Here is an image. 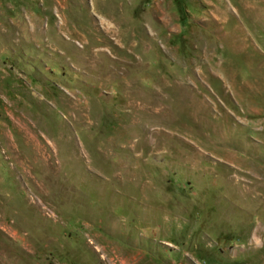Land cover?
Returning a JSON list of instances; mask_svg holds the SVG:
<instances>
[{
  "label": "rangeland",
  "instance_id": "rangeland-1",
  "mask_svg": "<svg viewBox=\"0 0 264 264\" xmlns=\"http://www.w3.org/2000/svg\"><path fill=\"white\" fill-rule=\"evenodd\" d=\"M0 264H264V0H0Z\"/></svg>",
  "mask_w": 264,
  "mask_h": 264
}]
</instances>
